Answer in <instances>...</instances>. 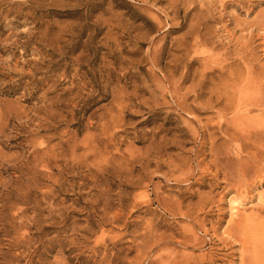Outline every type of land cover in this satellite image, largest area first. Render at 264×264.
Segmentation results:
<instances>
[{"label": "rangeland", "instance_id": "rangeland-1", "mask_svg": "<svg viewBox=\"0 0 264 264\" xmlns=\"http://www.w3.org/2000/svg\"><path fill=\"white\" fill-rule=\"evenodd\" d=\"M247 77L264 0H0V264H264Z\"/></svg>", "mask_w": 264, "mask_h": 264}, {"label": "bare ground", "instance_id": "bare-ground-1", "mask_svg": "<svg viewBox=\"0 0 264 264\" xmlns=\"http://www.w3.org/2000/svg\"><path fill=\"white\" fill-rule=\"evenodd\" d=\"M234 79H236V77H234ZM256 80H257L256 78L247 77L246 83H244L242 80H240L239 83L235 86H227L224 90H222L219 93L220 102H215V105H222V111L229 113V116L232 119V121H237V120L238 121H246L248 123L247 126H249V125H252V127L260 126L259 131H261V134L259 133V135L260 136L263 135V137H264V86L261 84V82H260V84H257ZM212 94H214V93L212 92ZM198 96H200V95H198ZM242 106H243V111H241ZM254 112H258L257 114L261 118H255L254 119L253 117H251L252 113H254ZM221 117H222V115H221ZM239 129L241 130V127ZM247 132H250V129H247ZM257 133H258V131H257ZM250 134L251 133H248L246 135L250 136ZM261 211H262V213H264V206L262 207ZM261 222H262V220H261ZM257 236L254 239L255 244L257 243L258 240H260L257 238ZM260 243L262 244V248L264 249V247H263L264 246V240H261ZM261 244L259 245V248H260ZM253 247L255 248L257 246L253 245ZM260 249H258V251H260ZM260 253H262V251H260ZM257 254H258V252H256L253 255L257 256Z\"/></svg>", "mask_w": 264, "mask_h": 264}]
</instances>
